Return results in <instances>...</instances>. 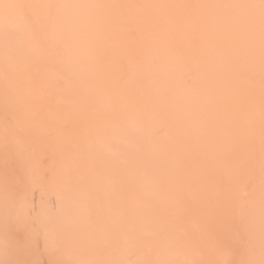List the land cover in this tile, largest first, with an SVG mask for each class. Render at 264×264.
I'll return each instance as SVG.
<instances>
[{"label":"bare ground","instance_id":"6f19581e","mask_svg":"<svg viewBox=\"0 0 264 264\" xmlns=\"http://www.w3.org/2000/svg\"><path fill=\"white\" fill-rule=\"evenodd\" d=\"M0 114V264H264V0H0Z\"/></svg>","mask_w":264,"mask_h":264},{"label":"rangeland","instance_id":"374dc122","mask_svg":"<svg viewBox=\"0 0 264 264\" xmlns=\"http://www.w3.org/2000/svg\"><path fill=\"white\" fill-rule=\"evenodd\" d=\"M0 115H1V114H0ZM2 117H3V115H2ZM2 119H3V118H2ZM4 119H5V118H4ZM0 120H1V118H0ZM8 134H9V133H8ZM8 134H7V135H8ZM5 135H6V133H5ZM3 137H4V136H3ZM6 137H7V136H6ZM6 137H5V138H6ZM37 146H38V145H37ZM34 149L36 150V148H34ZM37 149H38V148H37ZM36 151H37V150H36ZM36 151H35V152H36ZM1 176L4 177V176H6V175H0V177H1ZM2 177H1V178H2ZM3 186H4V185H2V187H3ZM2 190H5V189H2ZM6 190H7V189H6ZM0 191H1V190H0ZM4 192H5V191H4ZM4 192H3V194H2L3 197H1V198H5V199H3V200H5V202H6L7 198L4 197V194L7 196L8 192H6L7 194L4 193ZM1 193H2V192H1ZM1 193H0V194H1ZM30 194H31V193H30ZM30 194H29V195H30ZM29 195L27 196L28 198H26V199H27V202H28L29 204H32L33 202H35V203H33V204H35V205H36V204H38V205L42 204L41 202L39 203V201H40L39 199H40V198H37V195H34V196H33V195L31 194V195H30L31 197H30ZM0 196H1V195H0ZM7 197H9V195H8ZM30 198H31L33 201H32V200H29V201H28V199H30ZM10 199H11V198H10ZM38 200H39V201H38ZM8 201H9V198H8ZM8 201H7V203H9ZM30 201H32V202H30ZM2 202H4V201H2ZM29 204H28V208H30V210H31V209L33 210V211L31 210L29 216L31 217L33 214H34V215H37L38 213H37V211H35V210L38 209V205H36V206L34 207L33 204H32V206L29 205ZM3 206H4V205L0 203V209H1V210L3 209V212H0V213H4V214H5V212L7 213V211H4V208H1V207H3ZM44 206H45V205H44ZM46 206H47V205H46ZM39 207H40V206H39ZM47 207L49 208V206H47ZM6 208H7V207H6ZM28 208H27V210H28ZM34 208H35V209H34ZM41 208H42V207H41ZM34 211H35V212H34ZM38 211H39V210H38ZM27 213H29V212L27 211ZM31 214H32V215H31ZM0 226H1V225H0ZM4 227H7V225H4ZM0 228H2V227H0ZM2 229H3V228H2ZM2 229H1V230H2ZM1 230H0V232H1ZM8 230H9V228L7 227V229H6L7 232H6V233H8ZM2 231H3L2 234L4 235V236H3V235H2V236L5 237V235H6L7 239H8V237H9L8 241L11 242V241L13 240V238H14V236H13L14 233H12L13 231L10 232V233H12V235L9 234V236H8L6 233L4 234L5 229L2 230ZM25 238H26V236H25ZM3 239H4V238H3ZM7 239H5L4 244L1 242L0 246L3 245V247H4V245H6L5 247L7 248V247H9V245H12V242H11V244H10V243H8V242L6 241ZM10 239H11V240H10ZM21 240H22V239H16V238H14V240H13V241H16V242L19 241V242L22 243V245L19 246L20 249H21V247H23V245H25V244H23V242H22ZM23 241H24V240H23ZM19 242H18V243H19ZM5 243H8L9 245H8V244H5ZM21 243H19V244H21ZM25 243H26V242H25ZM15 244H17V243H15ZM15 244L13 243V245H14L13 247H16ZM19 244H17V245H19ZM7 245H8V246H7ZM3 247L0 248V250L3 249ZM5 247H4V248H5ZM10 247H11V246H10ZM6 248L2 250V251H5V252L3 253L4 255H5V253L8 255V252H9V250H6ZM8 249H9V248H8ZM14 249H15V248H14ZM14 249H13V250H14ZM17 249H18V248H17ZM20 249H18V250H20ZM22 249H23V248H22ZM2 251L0 252L1 254H2ZM11 251H12V250H11ZM20 251H22V250H20ZM15 252H16V251H15ZM15 252H14V253H15ZM19 253H20V252L17 251V255H18ZM9 255H10V254H9ZM15 255H16V254H14V256H15ZM19 255L21 256L22 254L20 253ZM19 255H18V256H19ZM11 256H12V254H11ZM11 256H10V257H11ZM18 256H17V257H18ZM20 256L18 257V259L20 258ZM15 257H16V256H15ZM15 257H14V259H15ZM17 257H16V258H17ZM12 259H13V258H12ZM16 260H17V259H16ZM20 260H21V259H20ZM11 261H12V260H11ZM18 261H19V260H18ZM1 262H2V261H1ZM1 262H0V263H1ZM8 263H9V262H8ZM8 263H7V264H8ZM20 263H21V262H20ZM2 264H3V263H2ZM17 264H18V263H17ZM21 264H22V263H21ZM23 264H25V263H23Z\"/></svg>","mask_w":264,"mask_h":264}]
</instances>
